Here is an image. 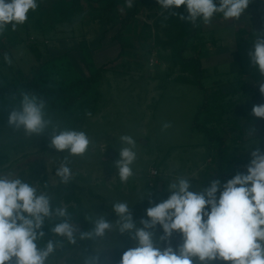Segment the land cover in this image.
Listing matches in <instances>:
<instances>
[{"label":"rangeland","instance_id":"rangeland-1","mask_svg":"<svg viewBox=\"0 0 264 264\" xmlns=\"http://www.w3.org/2000/svg\"><path fill=\"white\" fill-rule=\"evenodd\" d=\"M92 1H81V6L86 8L76 12L74 0H36L38 7L29 10L23 24L12 31L8 24L0 33V85L4 84L5 77L11 81L17 70L27 80L35 77L39 64L28 48L31 42L40 45L45 57L54 59L44 70L50 74L56 72L58 80L66 79L68 83L86 79L116 60L95 86L99 94L98 113L80 127L79 131L85 132L90 140L83 155H70L67 150L57 151L50 146L53 126L74 130L70 110L45 105V118L52 124L43 134L30 136L8 124L9 114L13 108H19L22 96L0 98V154L8 155L11 162V169L1 171L0 176L24 178L44 193L45 186L55 189L60 184H75L76 194L82 198L85 222L94 221L98 216L111 217L117 202H127L134 217L147 218L146 209L152 206L149 201L166 200L170 195L168 186L180 178L191 182V191L207 188L213 180L222 183L219 175L211 170L215 167H209L210 160H206L205 135L193 128L194 116L204 102V92L195 86L173 82L178 72L169 75L170 51L161 49L152 39L145 41L136 36L143 23L153 26L156 11L142 8L137 18L139 26L133 24L118 30L119 25L112 27L108 20L124 16L123 9L108 12L105 0ZM120 31L122 35L114 40ZM150 33L155 34V30ZM5 55L11 63L5 60ZM209 74L203 81L206 88L212 87L216 80ZM243 81L241 92L231 96L236 105L226 120L234 118L238 108L242 114L236 119L244 114L253 115V106L264 104V93L259 90L264 84H254L250 79ZM165 124L170 126L165 128ZM256 127L264 137V118ZM124 135L136 141V160L132 165L133 175L121 182L115 161L119 151L128 147L120 140ZM260 145V139L247 136L243 143L231 145L228 154L238 156L241 162L249 161L252 151ZM65 158L72 175L63 184L56 172ZM17 163L26 165L17 170ZM153 172L158 175L153 177ZM21 173L24 175L20 176ZM117 221L92 248L100 255V264H120L122 253L136 246L129 244L132 235L119 232ZM82 227H76V243ZM181 242L180 236L178 243ZM66 245L72 248L60 256L50 255L47 264H84L91 257L84 252L83 245Z\"/></svg>","mask_w":264,"mask_h":264},{"label":"clouds","instance_id":"clouds-1","mask_svg":"<svg viewBox=\"0 0 264 264\" xmlns=\"http://www.w3.org/2000/svg\"><path fill=\"white\" fill-rule=\"evenodd\" d=\"M165 10L186 6L188 16L181 20L195 23L202 18L209 23L216 13L225 19L239 18L249 0H157ZM133 0H127L132 7ZM36 0H0V33L11 24L27 20L29 10H36ZM254 50L249 53L251 63L264 74V32L258 33ZM5 60L11 63L5 55ZM264 93V86L260 88ZM45 102L35 95L22 94L19 108H13L8 124L23 129L27 135L43 134L52 124L45 118ZM252 113L264 118V104L253 106ZM170 125L165 124L167 128ZM51 147L70 155L86 153L90 140L85 132L51 129ZM120 140L128 145L119 151L115 167L121 182L133 175L132 165L136 160V141L129 135ZM56 175L63 183L71 179V170L65 163ZM191 182L180 178L168 186L169 197L153 203L141 218L142 227H137L127 202H117L113 211L118 217L119 232L130 234L137 241L135 247L122 253L120 264H264V151L260 148L251 153L246 173L238 172L227 182L213 180L207 188L191 191ZM219 193V195H218ZM55 216L59 222L50 231L76 244L78 229L73 225L71 214L62 207L53 209L51 197L21 179L0 176V264H47L61 241L47 240L46 246L38 247L45 238L43 227ZM157 225L162 228L157 246L153 237ZM112 224L104 216L93 221L91 231L80 232V239L103 237ZM134 230V231H133ZM179 233L182 242L175 248L171 237ZM84 264H100V255L86 258Z\"/></svg>","mask_w":264,"mask_h":264},{"label":"trees","instance_id":"trees-1","mask_svg":"<svg viewBox=\"0 0 264 264\" xmlns=\"http://www.w3.org/2000/svg\"><path fill=\"white\" fill-rule=\"evenodd\" d=\"M81 1L83 0H74V10L76 12L83 11L86 8L85 5L81 6ZM87 1L93 3L92 0ZM96 2H100V0ZM105 2L108 12L118 9L119 7L123 9L124 16L113 17L112 20H108L112 27L119 25L118 30H124L126 27L133 24L139 26L137 18L142 8L157 12V14L153 16V26L143 23L141 28L138 27L136 36H141L145 41L152 39L161 49L170 51L172 65L169 67V75L171 77L174 71L178 72L173 82L195 86L204 92V102L198 108L194 116L193 128L205 135L208 151L206 160H210L209 167L210 165L215 167L214 169L211 167V170H214L216 174L219 175L222 179V184L240 172L238 166L242 163L241 159L238 156H229L228 154L231 145L235 147L243 143L245 137L248 136L260 139V149L264 151V137L258 132L256 127V124L261 118L244 114L240 119L231 117L226 120V117L232 113L236 105L235 102L231 100V96L235 94L217 85L210 88H206L203 85V81L207 78L208 72L203 67L200 60L204 48L202 41V26L205 22L202 18H198L195 23L181 20L179 18L180 15L185 17L188 16L186 6H181L178 9L173 7L169 10H165L158 4L157 0H133L132 7L127 6V0H105ZM216 2L218 4V0H216ZM78 3L79 5L77 6ZM218 14L220 13H216L213 16H218ZM10 29L12 31V27ZM153 29L155 30V34L152 35L150 31ZM122 33L123 31L117 33L114 40L118 39ZM238 33L242 35L243 31H239ZM1 45L2 42L0 41V47ZM28 48L39 64V67L36 69L35 77L27 80L21 71H14L12 67H9L14 71L15 76L11 81L7 80L5 77L3 81L4 84L0 85V98L19 97L24 93L35 95L38 99H42L45 105H49L54 109L70 110L74 122V130L79 131L80 127L84 125L90 117L98 113L99 94L95 86L101 81L102 73L106 72L108 67L116 60L106 63L104 67L97 70L96 74L86 79L79 78L68 83L66 79L58 80L56 72L50 74V72L44 70V67L48 63L53 62L54 59L45 57L40 50V45L31 42L28 44ZM252 81L256 84L264 82V74H261L259 70L255 71L252 74ZM229 143H231V145ZM33 160L36 161L35 158H33ZM10 163L8 155L0 154V172L5 169L10 170ZM25 165L26 163H17L15 164V169L21 170ZM5 173L9 174L8 171ZM23 173H21L20 176L24 175ZM30 177L32 179L34 176ZM19 179L25 182L24 178ZM26 183L32 186L31 183L33 182L27 181ZM76 189H78V187L73 183H69L67 186L60 184L55 189H50L48 186H45L46 193L51 197L53 209L58 207L63 208L64 205V208L72 216L75 228L83 225L81 232L91 231L93 221L85 222L86 218L84 215L82 198L76 194ZM79 190L84 191V188H79ZM140 219L141 218L133 216V220H135L137 227H142ZM107 220L112 224L118 220V217L114 212ZM58 222L59 220L55 216H53L51 221H46L43 227L45 238L37 242L38 247H44L49 239L61 241L62 243L57 244L54 255L51 254L52 256H60L62 252L72 248V246L66 245L68 243L66 238L57 237L51 233V226ZM153 231V239L157 246H166L163 245V242L160 240L163 231L162 228L157 225L156 229ZM105 235L103 237H94L91 239L86 238L85 241L79 239L75 247L83 245L84 252L89 256H94L96 254L92 250L93 246L104 239ZM180 236L179 233H174L171 237V244L174 248L179 245L178 238ZM129 244H137V241L132 237ZM223 264H231V262H223Z\"/></svg>","mask_w":264,"mask_h":264},{"label":"crops","instance_id":"crops-1","mask_svg":"<svg viewBox=\"0 0 264 264\" xmlns=\"http://www.w3.org/2000/svg\"><path fill=\"white\" fill-rule=\"evenodd\" d=\"M202 29L204 48L200 60L209 75L216 78L212 86L239 94L244 88L243 79L252 81V74L259 70L252 65L249 53L254 50L257 34L264 32V0H249L239 18L225 19L220 13ZM239 31L243 34L239 35ZM241 111L238 108L234 117L238 118Z\"/></svg>","mask_w":264,"mask_h":264},{"label":"built area","instance_id":"built-area-1","mask_svg":"<svg viewBox=\"0 0 264 264\" xmlns=\"http://www.w3.org/2000/svg\"><path fill=\"white\" fill-rule=\"evenodd\" d=\"M250 160L249 161H245V162H242L239 166H238V169L241 173H246V170H247V166L249 164ZM158 175L157 172H153L152 173V176L153 177H156Z\"/></svg>","mask_w":264,"mask_h":264}]
</instances>
